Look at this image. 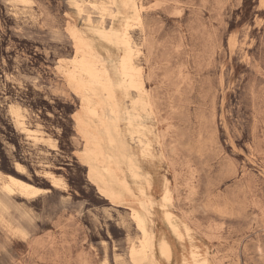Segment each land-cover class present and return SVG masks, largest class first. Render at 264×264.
Returning <instances> with one entry per match:
<instances>
[{"label":"rangeland","instance_id":"rangeland-1","mask_svg":"<svg viewBox=\"0 0 264 264\" xmlns=\"http://www.w3.org/2000/svg\"><path fill=\"white\" fill-rule=\"evenodd\" d=\"M78 86L114 98L123 133L104 134L101 154L75 138L77 162ZM132 91L139 119L124 109ZM10 103L41 139L21 133ZM100 108L79 134L116 127ZM0 173L49 189L0 186V264H264V0H0Z\"/></svg>","mask_w":264,"mask_h":264},{"label":"bare ground","instance_id":"bare-ground-1","mask_svg":"<svg viewBox=\"0 0 264 264\" xmlns=\"http://www.w3.org/2000/svg\"><path fill=\"white\" fill-rule=\"evenodd\" d=\"M23 3H26V0H23ZM91 5L93 7H97L100 10L99 12H101L102 14L106 13L107 7L100 6V5L98 6L96 4H91ZM80 9L82 10V12L85 13V9H83V6H81ZM125 11H126V9H125ZM94 20H96V19H94ZM105 21H106L105 16H103V18L101 20H99V22L100 23L102 22L103 24H105ZM132 56H133L132 57L133 65H135L134 61H137L140 57V49L137 47L134 48ZM79 88H80L79 86L75 87V90H74V93L80 97L81 103H82L80 113L79 114L76 113L77 115L75 116L76 122H77L76 123L77 127L80 124H82L81 126L88 125V121H87L88 119L86 118V115L89 112H91L93 115L97 116L99 118L98 121H101L102 116H100V114H102V112H101L100 107L102 105H103V107L104 106L108 107L110 115L113 117V119H114L113 121L116 123V127L113 128L111 126L109 131L105 130V128H103L102 130H97L96 128L91 126L90 128L92 130L93 135L89 136V135L80 133V136L83 139L82 141H84V143H85V147L89 143H93V144H95V147H94L95 152L97 154L98 153L101 154L105 150L103 148V146L101 145V140L104 138L103 137L104 134L107 136L109 141L113 144V143H116L118 140L116 136L121 135L123 133V128L120 129L121 124L117 122V120L120 118L119 117L120 112L117 113V111H116L117 105L115 104V100L108 93L103 92L102 97L99 96L96 98L93 95V91H94L93 88L88 87V86H84L80 89ZM80 99H79V102H80ZM142 100L143 99L141 98V95L138 94L137 92H135V91L129 92V93L125 94V96H124V109L126 111H129V113H131L132 111L130 109H131V106H133L135 113L138 114L137 119H139L142 116L141 115L142 111L145 110L144 102ZM104 102L106 104H104ZM22 109H24V108L22 107ZM22 109L16 104H10L9 105L11 117L15 121L17 127L20 129L21 133L24 134L27 138L32 139V140L41 139L42 138V134H41L42 131L39 128L30 127L29 124L27 123V117H28V113L30 111L26 112V110H22ZM107 131H108V133H107ZM129 139L133 144H135L139 147L141 155H143V153H144L143 148H144V144H145V139H144L143 127L140 123L135 124V128L132 131L131 137L129 136ZM109 141H108V143H109ZM84 149L81 152H83ZM15 167L19 173H25L26 172L25 171L26 167L20 162H15ZM115 172L119 178L122 177L121 172H118L116 169H115ZM87 175L89 177V180L92 182L91 177L89 176L90 172H88V169H87ZM41 176L46 178L51 183V185L54 187L64 186V184H65V182L59 176L55 175L51 171L43 170ZM94 185H95L97 191L101 194V192H103L104 188L99 184H94ZM0 186H1L2 190L5 191L6 194L9 196L14 194L15 192H19V194H22L23 196H27V198L30 196H35V195H38L40 193L49 191V189H47V188L38 187V186L34 185L33 183H30V182H28L24 179H21L15 175H12V174H1L0 173ZM16 194H18V193H16ZM107 200H108V198H107ZM137 248H138L137 245L135 243H132L129 249H130V252H133V251H136Z\"/></svg>","mask_w":264,"mask_h":264},{"label":"crops","instance_id":"crops-1","mask_svg":"<svg viewBox=\"0 0 264 264\" xmlns=\"http://www.w3.org/2000/svg\"><path fill=\"white\" fill-rule=\"evenodd\" d=\"M13 1H16L17 3H21V4H25V3H23V0H13ZM26 2H27V0H26ZM13 5L14 6H16L17 4L16 3H13ZM70 36H71V39H72V41H73V44H74V40H73V38H72V35L70 34ZM107 48H109V46L107 47ZM98 50L101 52V53H103V54H105V53H107V50L105 49V48H103V47H98ZM109 52H111V53H113L114 55H117L118 53H117V50L116 49H113V48H110L109 50H108ZM75 55V48H74V46H73V49H72V51H71V54L70 55H68L67 56V58L69 59V58H72L73 56ZM71 95H72V98L75 100V101H71V104L73 105V108H72V111L69 113V117H70V119H71V130H72V135H71V140H70V144H71V146H67V147H69L70 148V155H71V157L75 160V161H79V159H78V157H77V155L75 154V151L77 150L76 148H78V144L75 142V138H77L78 140H79V142H81L83 139L81 138V136H80V134H79V132H78V128H77V125H76V118H75V116L77 115V114H79L80 113V111H81V106H82V103H81V99H80V97L79 96H77L75 93H74V91H72L71 90ZM79 99H80V102H79ZM10 104H13V103H10ZM9 104V105H10ZM8 111H9V113H10V110H9V107H8ZM77 113V114H76ZM11 115V114H10ZM13 122L15 123V121L13 120ZM15 125H16V123H15ZM17 126V125H16ZM83 144H84V141L82 142ZM83 144H82V148L81 149H79V151L81 152L82 151V149H83ZM86 167H87V165L86 164H84ZM16 168V167H15ZM43 171V170H42ZM42 171H40V173L42 174ZM86 173H87V171H86Z\"/></svg>","mask_w":264,"mask_h":264}]
</instances>
